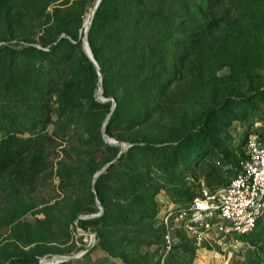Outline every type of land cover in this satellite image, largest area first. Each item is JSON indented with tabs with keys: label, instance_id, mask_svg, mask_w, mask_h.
Returning <instances> with one entry per match:
<instances>
[{
	"label": "rangeland",
	"instance_id": "1",
	"mask_svg": "<svg viewBox=\"0 0 264 264\" xmlns=\"http://www.w3.org/2000/svg\"><path fill=\"white\" fill-rule=\"evenodd\" d=\"M96 1L0 0V44H21L27 38L39 46L41 38L51 41L75 32L82 40ZM228 35V41L239 43L240 48L233 42L221 44ZM240 36L242 40L238 41ZM177 66L178 62L169 69ZM175 73L163 100L154 101L147 95V119L137 123L122 112L105 133L109 141L117 143L104 142L117 147L118 152L147 144L146 151L132 150L147 172V207L142 217L127 215L125 221L116 220L101 236L97 228L102 222L78 221L105 214L106 206L97 199L102 206L99 210L95 195L87 198L86 190L88 186L92 190L95 172L81 185L86 174L75 155L79 138L69 130L50 146L48 167L36 178L35 185L12 174L0 177V263L31 256L35 264H42V259L54 254L70 256L84 251L64 262L264 264V215L246 235L213 232L198 242L184 233L175 217L177 210L188 206L202 189L217 190L228 183L246 139L264 138V0H257L244 13L237 12L198 43L188 60L181 63V71ZM98 94L99 84L96 98L117 103L113 94L101 93V98ZM248 97L252 98L250 104L245 101ZM127 107L128 114L136 109ZM53 129L51 125L48 132ZM183 138L190 146L181 144ZM193 146H200L202 156L192 158L187 169L180 172ZM90 148L84 155L92 159L95 171L115 158L114 151L106 146ZM59 163L62 179L57 174ZM68 171L73 172L70 179L66 178ZM100 185L105 195L103 204L130 201L131 194L123 201L121 194L110 190L107 175ZM82 214L91 216L78 218Z\"/></svg>",
	"mask_w": 264,
	"mask_h": 264
},
{
	"label": "trees",
	"instance_id": "2",
	"mask_svg": "<svg viewBox=\"0 0 264 264\" xmlns=\"http://www.w3.org/2000/svg\"><path fill=\"white\" fill-rule=\"evenodd\" d=\"M256 1L100 0L86 38L99 67L102 93L113 94L117 101L104 132H110V124L122 112L128 120L137 123L147 119V95L154 101L163 100L172 76L181 71V63L188 60L192 49L237 12L244 13L248 6H254ZM230 35L224 37L221 44L226 46L233 42L240 48L239 43L228 41ZM237 40L241 41L242 36ZM38 44L27 38L21 44L17 41L0 44V177L12 174L35 185L36 178L48 167L47 155L54 140L73 130L71 135L79 138L77 147H80L75 155L86 174L85 180L80 182L85 185L96 172L92 159L84 155L86 148L89 151L90 147L106 146L115 156L118 152L117 147L104 142L101 133L102 120L111 102H102L95 96L99 76L77 32L51 41L41 38ZM176 62L179 66L169 69ZM245 101L250 104L252 98ZM128 105L136 107L129 114ZM51 125L54 129L48 132ZM180 142L190 146L186 138ZM138 149L146 151L147 144L129 148L121 154L117 164L108 168V174H99L94 183L95 194L89 186L86 190L87 198L91 200L95 195L106 206V212L78 221L82 224L102 222L97 228L98 236L104 235L105 227L114 221H125L127 215L142 217L147 207V189L144 188L147 172L141 168L144 164H138L139 159L132 154V150ZM190 153L183 159L180 172L187 169L192 158L201 157L203 151L200 146H193ZM243 155L244 150L239 158ZM60 166L61 163L57 174L62 179ZM72 173L68 171L66 178L73 177ZM106 175L110 190L121 194L119 198L123 201L131 194L130 201L123 205L114 201L103 204L105 195L100 183ZM106 250L110 248L107 246ZM36 262L31 256H21L11 258L9 264Z\"/></svg>",
	"mask_w": 264,
	"mask_h": 264
},
{
	"label": "built area",
	"instance_id": "3",
	"mask_svg": "<svg viewBox=\"0 0 264 264\" xmlns=\"http://www.w3.org/2000/svg\"><path fill=\"white\" fill-rule=\"evenodd\" d=\"M264 214V139L249 137L236 173L217 190L202 189L176 212L182 229L201 241L211 233L246 234Z\"/></svg>",
	"mask_w": 264,
	"mask_h": 264
},
{
	"label": "water",
	"instance_id": "4",
	"mask_svg": "<svg viewBox=\"0 0 264 264\" xmlns=\"http://www.w3.org/2000/svg\"><path fill=\"white\" fill-rule=\"evenodd\" d=\"M100 0H97L92 11H91V16L88 18V22L87 24L85 25L84 27V37L82 38L81 40V43H82V48L84 50V52L87 54V56L89 57V59L92 61V63L95 65L96 69H97V73H98V76H99V98H101V93H102V86H101V74H100V71H99V67H98V64L96 62V60L94 59V56L91 52V49H90V46L88 44V41H87V31L89 29V26H90V23H91V20H92V16H93V13L95 11V9L97 8L98 4H99ZM114 102L111 104V107H110V110L109 112L107 113V116H106V119L105 121L103 122L102 126H101V132H102V137L103 139L108 142V143H117V141H109V139L107 138L104 130H105V125L109 119V116L111 115V112L113 111V108H114ZM123 149L122 150H119L118 154L115 156V158L111 159L110 161L106 162L103 166H101L93 175V178H92V191L93 193L95 194V189H94V183H95V179L96 177L103 173L106 169H108L120 156L121 154L123 153ZM96 204H97V207L99 208V210H102V206L101 204L99 203V201L96 199ZM91 216V214H82V215H79L78 218H85V217H89ZM85 232H88V231H85ZM93 241L90 242V244H88L87 248L89 246H91ZM84 252V251H83ZM83 252L79 253V254H76V255H70V256H64V255H58V254H54L52 255L51 257H48V258H44L40 261V263H45V264H55V263H59V262H62V261H66V260H69L73 257H77L79 255H81Z\"/></svg>",
	"mask_w": 264,
	"mask_h": 264
},
{
	"label": "bare ground",
	"instance_id": "5",
	"mask_svg": "<svg viewBox=\"0 0 264 264\" xmlns=\"http://www.w3.org/2000/svg\"><path fill=\"white\" fill-rule=\"evenodd\" d=\"M90 16H91V14H90ZM90 16H89V17H90ZM87 22H88V20H87ZM41 263H42V262H41ZM42 264H45V263H42Z\"/></svg>",
	"mask_w": 264,
	"mask_h": 264
}]
</instances>
